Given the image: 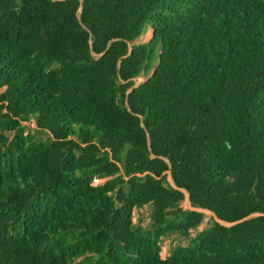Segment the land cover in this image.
Here are the masks:
<instances>
[{
	"label": "trees",
	"instance_id": "16d2710c",
	"mask_svg": "<svg viewBox=\"0 0 264 264\" xmlns=\"http://www.w3.org/2000/svg\"><path fill=\"white\" fill-rule=\"evenodd\" d=\"M0 264H264V0H0Z\"/></svg>",
	"mask_w": 264,
	"mask_h": 264
},
{
	"label": "rangeland",
	"instance_id": "374dc122",
	"mask_svg": "<svg viewBox=\"0 0 264 264\" xmlns=\"http://www.w3.org/2000/svg\"><path fill=\"white\" fill-rule=\"evenodd\" d=\"M151 39V37H150ZM150 39H146V37H144V42H149ZM152 76V73L149 75L148 79ZM146 81V78L142 77L138 79V84L143 83ZM27 133L31 132L33 134H37L36 133V126L35 124H29L27 127ZM109 180V178H104V179H97L95 182V185H100V184H105L107 181ZM184 208H189V203L186 202L183 204ZM151 213H152V208L150 205L144 206L143 208L136 210L135 212V223L137 224H141L144 227H148L151 225ZM205 214V218L203 220V223L201 224V226L192 231V237L197 236L198 233H200L201 231L209 228L212 224H213V219L214 216L212 213H209L208 211L204 212ZM189 243V240L187 238L181 237L179 235H172L170 237H167L163 240L162 243V258L163 259H167L172 250L174 248H176L177 246H187Z\"/></svg>",
	"mask_w": 264,
	"mask_h": 264
},
{
	"label": "water",
	"instance_id": "95a60500",
	"mask_svg": "<svg viewBox=\"0 0 264 264\" xmlns=\"http://www.w3.org/2000/svg\"><path fill=\"white\" fill-rule=\"evenodd\" d=\"M208 212H209V211H208ZM209 213H211V212H209ZM212 214H213V213H212ZM213 216L215 217V220H216V221H218V222L220 221L219 218H218L215 214H213Z\"/></svg>",
	"mask_w": 264,
	"mask_h": 264
},
{
	"label": "bare ground",
	"instance_id": "6f19581e",
	"mask_svg": "<svg viewBox=\"0 0 264 264\" xmlns=\"http://www.w3.org/2000/svg\"><path fill=\"white\" fill-rule=\"evenodd\" d=\"M146 39H147V40L150 39V35H149V34L146 36Z\"/></svg>",
	"mask_w": 264,
	"mask_h": 264
}]
</instances>
